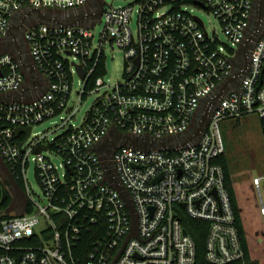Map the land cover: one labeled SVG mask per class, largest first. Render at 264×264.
Listing matches in <instances>:
<instances>
[{"label":"built area","instance_id":"obj_1","mask_svg":"<svg viewBox=\"0 0 264 264\" xmlns=\"http://www.w3.org/2000/svg\"><path fill=\"white\" fill-rule=\"evenodd\" d=\"M255 3L0 0V173L10 181L0 175V264H80L75 248L92 229L85 264H195L185 215L209 223L207 262L245 264L216 160L226 151L222 120L264 118V16ZM97 24H104L98 36ZM107 46L125 59L123 80L113 84L104 79ZM57 116L54 136L34 132ZM19 126H31L30 135H17ZM31 162L41 193L27 177ZM253 182L264 215V174ZM15 197L22 210L12 213Z\"/></svg>","mask_w":264,"mask_h":264},{"label":"rangeland","instance_id":"obj_2","mask_svg":"<svg viewBox=\"0 0 264 264\" xmlns=\"http://www.w3.org/2000/svg\"><path fill=\"white\" fill-rule=\"evenodd\" d=\"M108 4L115 6L124 5L129 3V0H106ZM195 13L201 16L209 28L215 27L217 33L222 40H226L225 35L221 31L219 24L213 19V17L202 9H195ZM104 28V24H97L94 28L96 36ZM107 52V74L105 81L108 84H113L117 81L123 80L124 73V55L118 48L106 47ZM82 84L78 78L75 77L73 92H72V104L78 105L77 91H81ZM96 94L93 93L80 104V111L74 119L76 125H80L86 116L87 111L93 104ZM67 116L66 114H63ZM61 118L57 116L46 120L45 122L37 125L34 128V132L49 133L50 136H54L56 133L57 124H60ZM220 128L222 138L226 146V152L230 161L231 171L233 174V181L235 188L237 189L242 207L247 216V222L250 226L251 241L254 243L256 251H264V215L261 213V201L259 192L254 188V176L263 173L264 174V136L260 126V121L257 117L247 119H228L220 122ZM2 179L8 184L9 177L6 174L0 173ZM27 177L35 192L41 193V188L37 182L35 175V164L31 162L27 171ZM262 196L264 199V188L262 190ZM21 199L15 197L11 204V212L16 213L21 211L22 204ZM9 205V204H8ZM264 259V252L261 253Z\"/></svg>","mask_w":264,"mask_h":264},{"label":"trees","instance_id":"obj_3","mask_svg":"<svg viewBox=\"0 0 264 264\" xmlns=\"http://www.w3.org/2000/svg\"><path fill=\"white\" fill-rule=\"evenodd\" d=\"M104 68L101 67L98 69V71L94 74V79L97 76H100L103 74ZM93 83V80H92ZM260 126L262 129V132L264 131V118H259ZM218 163H220L225 172V184L229 191L234 215H235V221L236 225L239 230L240 238L242 241V245L244 247V250L246 252V261L245 264H264V259L262 258V254L264 251H256L254 247V243L251 241V234H250V226L247 222V216H245L244 208L242 207L240 196L235 188L234 181H233V174L231 171L230 161L227 155V152L225 151L223 154H221L217 160ZM20 186H23V182L21 179L17 180ZM10 202V199L7 200L4 207L8 205ZM22 210V209H21ZM21 212V211H19ZM183 223L188 229L189 233L193 236L195 239L196 245H197V258L195 264H210L207 262L205 258V251H206V236L208 232L209 223L203 220H199L196 218H193L189 215L183 216ZM97 236V233L94 232V229L91 231H84L83 236L78 243V245L75 248V256L80 260V264H85V260L87 257V254L89 253V250L93 246V242L95 237ZM264 255V254H263ZM231 264H244L242 262H233Z\"/></svg>","mask_w":264,"mask_h":264},{"label":"water","instance_id":"obj_4","mask_svg":"<svg viewBox=\"0 0 264 264\" xmlns=\"http://www.w3.org/2000/svg\"><path fill=\"white\" fill-rule=\"evenodd\" d=\"M263 7H264V0H259V4H258V12H259V17H260V18L264 16V11H263L264 9H263ZM101 14H102V10H100L99 12H97L96 17L99 18V17L101 16ZM40 17H41V19L44 20V21H48V22H54V21H57L58 23H62V22H60L59 20H55L54 18H52V17H51L50 15H48V14H41V13H40ZM72 23H74V22H71V24H72ZM77 68H78V70H79V74H80L82 77H84V76H85V70H84L80 65H77ZM221 97H222L221 94H219V95H218V99H221ZM201 122L207 124V122H208V117L205 115V116L203 117V120H201ZM203 129H204L203 125L199 126V127L195 130V135H194V137L200 135V134H201V131H202ZM22 131H25L28 135H30V133H31V126H29V127H27V128H24V127H21V126L16 127V133H17V135L20 134V132H22ZM185 143H187V140L185 141ZM21 144H22V142H20V145H21ZM36 151H37V152L42 151V147H38V148L36 149ZM6 200H7V192L5 191V192L3 193V198H2L1 204H4V203L6 202Z\"/></svg>","mask_w":264,"mask_h":264},{"label":"flooded vegetation","instance_id":"obj_5","mask_svg":"<svg viewBox=\"0 0 264 264\" xmlns=\"http://www.w3.org/2000/svg\"><path fill=\"white\" fill-rule=\"evenodd\" d=\"M258 4H259V0H256V3H255V9L257 10V12H258ZM263 9H264V7H263ZM264 11V10H263Z\"/></svg>","mask_w":264,"mask_h":264}]
</instances>
